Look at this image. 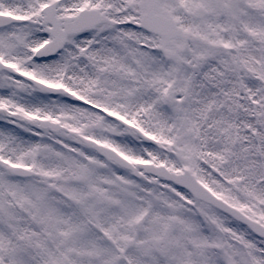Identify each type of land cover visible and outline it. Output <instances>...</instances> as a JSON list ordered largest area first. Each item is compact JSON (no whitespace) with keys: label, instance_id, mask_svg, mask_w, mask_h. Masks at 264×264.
<instances>
[{"label":"snow or ice","instance_id":"1","mask_svg":"<svg viewBox=\"0 0 264 264\" xmlns=\"http://www.w3.org/2000/svg\"><path fill=\"white\" fill-rule=\"evenodd\" d=\"M0 264H264V0H0Z\"/></svg>","mask_w":264,"mask_h":264}]
</instances>
